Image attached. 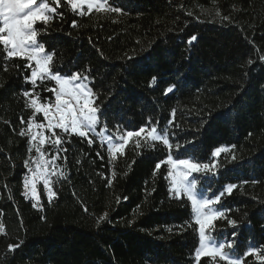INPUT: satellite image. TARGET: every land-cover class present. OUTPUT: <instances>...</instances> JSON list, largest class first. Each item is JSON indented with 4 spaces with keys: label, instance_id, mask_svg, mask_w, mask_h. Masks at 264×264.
<instances>
[{
    "label": "trees",
    "instance_id": "trees-1",
    "mask_svg": "<svg viewBox=\"0 0 264 264\" xmlns=\"http://www.w3.org/2000/svg\"><path fill=\"white\" fill-rule=\"evenodd\" d=\"M50 5L56 11L47 24L34 25L37 41L53 55L52 73L88 77L94 107L102 110L98 127L167 126L173 148L144 135L111 158L97 137L56 128L44 146L59 170L51 182L56 195L49 199L39 187L36 205L24 187L33 165L28 130L44 117L31 101L52 103L57 85L51 78L33 85V64L7 57L0 44V264H227L196 259L192 204L171 191L165 161L171 154L214 163L217 147L229 150L217 158L216 175L196 174L198 189L214 197L229 183L237 187L222 197L225 217L209 233L224 242L237 232L242 264H264L245 254L264 249V0ZM170 86L175 91L166 95Z\"/></svg>",
    "mask_w": 264,
    "mask_h": 264
},
{
    "label": "snow or ice",
    "instance_id": "snow-or-ice-1",
    "mask_svg": "<svg viewBox=\"0 0 264 264\" xmlns=\"http://www.w3.org/2000/svg\"><path fill=\"white\" fill-rule=\"evenodd\" d=\"M71 2L73 8H75V0H71ZM89 7L91 8L92 5L89 4ZM113 10L120 11L119 8ZM49 11L55 12L56 9H50L49 5L43 2V0H40V2L38 0H0V25H2L0 26V44L7 49V57H26L29 61H35L36 68L32 69L30 76L33 85L36 84L37 77L41 80L50 77L58 85V89L52 90L55 91V109L59 114V121L53 124L52 120L49 119V105L38 104L36 99H32L31 107L35 109V112H43L45 119H48L50 129L59 128L64 133H75L83 139L89 131L95 130L99 122L98 112L102 115V110L99 106L93 107L92 102L88 98L92 90L83 82L88 77H82L79 73H72L70 76H67L50 72L49 65L53 61V55L46 51L43 43L37 41V30L34 28L37 22L47 24L50 17L46 13ZM225 19L227 18L225 17ZM196 39L197 37L193 35L190 37L188 43L191 44ZM41 53H44V55L41 56ZM25 67L31 68V64H27ZM28 79L26 78V82ZM174 91V87L170 86L165 90V94L167 95ZM23 94L24 96H29L28 91H25ZM64 97H67V99H64ZM81 101L83 102L81 103ZM40 126L43 127V125ZM144 132L145 127L142 126L139 130L127 131L126 136L127 138H132L133 136L140 137ZM21 134L24 135L25 133L22 132ZM53 135H55V132H53ZM147 135L154 141H162L169 149L173 148V145L169 142L167 126L160 129L159 134H157V127H152ZM32 139L35 140L36 137L32 136ZM120 139L123 140V144L114 145L117 152H123L124 144L128 142L123 136ZM60 142V138L57 137L55 143L59 144ZM88 142L91 143V140ZM40 144H44V139L40 140ZM111 147L112 145L110 144V149ZM180 147L179 143L175 144L177 150ZM228 150V147H217L211 153V156L214 158L219 157L221 153H226ZM37 152H40L39 148H37ZM42 156L43 153H41ZM28 163L26 160L25 167H28ZM37 163L38 166L40 163H44V167H47V162L41 160ZM167 163L171 166V169L178 170L175 175H173L172 171L168 173L169 176H173L172 188L175 195L178 197L181 192H184L196 211L195 224L198 225L199 232V248L195 250L196 259L199 260L201 256L219 257L221 261H227V264H242L240 257L235 254L233 244L238 236L237 232L234 231L232 233L231 241L220 242L218 247L215 246L216 241H213V244L209 245V236L207 235V232L214 230V222L225 217V210L217 209L215 206L221 203V199L225 193L232 194L237 185L229 183L214 197L198 199L195 191L197 189L198 177L193 174L204 173L206 175L208 172H212L213 175H216L214 171L216 168L215 163L211 165L206 162L200 163L191 158L174 159L171 154L167 157ZM160 167L161 163L157 162L156 168L159 169ZM33 176L36 179H44L45 189H48V179L43 172L37 175V172L33 171ZM189 177H192V179L189 180ZM30 182L32 183L31 190L35 193V183L27 177L24 178V187L28 188ZM207 191L211 192V189H207ZM55 195V192H51L49 199ZM100 219L106 220L107 214ZM228 224L236 227L235 220H229ZM9 247L14 250L19 245ZM226 247L228 250H225ZM261 253H264V249L249 248L245 254L260 255V258L264 260V255Z\"/></svg>",
    "mask_w": 264,
    "mask_h": 264
},
{
    "label": "rangeland",
    "instance_id": "rangeland-1",
    "mask_svg": "<svg viewBox=\"0 0 264 264\" xmlns=\"http://www.w3.org/2000/svg\"><path fill=\"white\" fill-rule=\"evenodd\" d=\"M50 1L51 0H43V2H46L49 5V8L51 9L52 6L50 5ZM68 1L72 4L71 0H68ZM38 2H40V0H38ZM75 4H76V7H75L76 9H81L84 6H87L88 8H90L89 4L92 5V7L90 9H95V8L103 9V8L106 7L107 0H75ZM50 12L51 11L47 12L46 14L49 15ZM0 26H2V25H0ZM40 55L43 56L44 53H41ZM24 58H26V57H24ZM30 62L33 64V69H35L36 68L35 61H30ZM50 72H51V70H50ZM38 80H41V79L39 77H37L36 81H38ZM83 82L89 86L87 81L84 80ZM56 89H58V85L56 86ZM88 98L92 102V106L94 107V98H93V93L92 92L90 93ZM64 99H67V97H64ZM82 102L83 101H81V103ZM37 103L38 104H47V105H49V114H50L49 115V119L52 120L53 124H55V123H57L59 121V114L56 112V109H55V98H54V101L52 103H40L39 101H37ZM40 113L43 115V112H40ZM43 117H44V115H43ZM98 124H99V122H98ZM98 124L96 125L95 130L89 131L87 133V135H93V136L97 137L100 141L104 142L106 144L107 148H108V151L110 153L111 158H115L117 156V154L120 153V152H117L115 150V147H114V145H116V144H123V140H121L120 137L123 136L125 139H127L128 142L130 140L136 138L135 136H133L132 138H127L126 132H118V131L110 132L106 128H99ZM40 125H43V127H41ZM54 129H56V128H52V129L49 128L48 119H45V117H44V121L43 122L32 123L30 125V127H29V130H28L29 131V137H30V140H31V146H32V150H33V165H32L31 171L29 172L27 178H29L30 181L35 183L36 191H35V193L32 192V190H31L32 183L31 182L29 183L28 188H26V191H27L28 196L35 202L36 205H38L39 201H40V198H39V187L45 188V184H44V179H36L33 176V171L37 172V175H39L40 172H43L47 176L48 189L47 190L45 189V190L47 191L48 195H50V193L52 192V188H51L52 179H53L54 175H56L59 172V170H58V168L56 166L55 160L48 158V156L46 155V153L44 151V146L47 143L48 132L49 131H53ZM150 130H151V128L145 129V132L142 133L141 136H144V135L148 136L147 133ZM157 134H159L158 131H157ZM32 136H35L36 139L33 140ZM149 138H151V137H149ZM41 139H44V144L43 145L40 144V140ZM110 144L112 145L111 149H110ZM126 145L127 144H124V148H125ZM37 148L40 149V152H37ZM41 153H43L42 157H41ZM217 158L218 157H215V158L213 157V160H214L215 164H216ZM41 160L43 162H47V167L46 168L44 167V163H40L39 166H38L37 162L41 161ZM165 161L167 163V158H166ZM209 164L211 165L212 163H209ZM168 166H169L170 171L173 172V175H175L176 171H178V170L171 169V166L169 164H168ZM193 175L196 176V174H193ZM169 178H170V183H171V191L174 193L173 188H172L173 176H169ZM191 179H192V177H189V180H191ZM195 191L197 193V198L198 199H203V198H206V197H208V198L212 197L209 194H207L206 192H203V191L199 190L198 186H197V189ZM181 195H186V194L184 192H181L179 196H181ZM215 207L218 209V205H216ZM192 208H193V206H192ZM193 211H194V218L196 219V211H195L194 208H193ZM207 235L209 236V240H208L209 245H212L213 241H216V245L215 246L218 247L220 241H217L214 238H212V236L210 235L209 232H207ZM198 248H199V246H198Z\"/></svg>",
    "mask_w": 264,
    "mask_h": 264
}]
</instances>
